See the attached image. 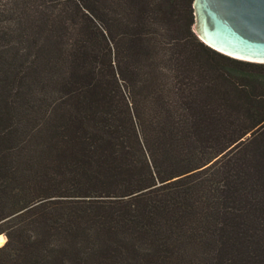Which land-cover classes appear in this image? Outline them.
<instances>
[{
	"label": "trees",
	"instance_id": "obj_1",
	"mask_svg": "<svg viewBox=\"0 0 264 264\" xmlns=\"http://www.w3.org/2000/svg\"><path fill=\"white\" fill-rule=\"evenodd\" d=\"M194 0H0V264H264V63Z\"/></svg>",
	"mask_w": 264,
	"mask_h": 264
},
{
	"label": "water",
	"instance_id": "obj_2",
	"mask_svg": "<svg viewBox=\"0 0 264 264\" xmlns=\"http://www.w3.org/2000/svg\"><path fill=\"white\" fill-rule=\"evenodd\" d=\"M193 9L194 29L204 44L232 58L264 63V0H194Z\"/></svg>",
	"mask_w": 264,
	"mask_h": 264
},
{
	"label": "bare ground",
	"instance_id": "obj_3",
	"mask_svg": "<svg viewBox=\"0 0 264 264\" xmlns=\"http://www.w3.org/2000/svg\"><path fill=\"white\" fill-rule=\"evenodd\" d=\"M6 238L4 235H0V245L4 244Z\"/></svg>",
	"mask_w": 264,
	"mask_h": 264
},
{
	"label": "rangeland",
	"instance_id": "obj_4",
	"mask_svg": "<svg viewBox=\"0 0 264 264\" xmlns=\"http://www.w3.org/2000/svg\"><path fill=\"white\" fill-rule=\"evenodd\" d=\"M195 30V29H194ZM199 38V37H198Z\"/></svg>",
	"mask_w": 264,
	"mask_h": 264
}]
</instances>
